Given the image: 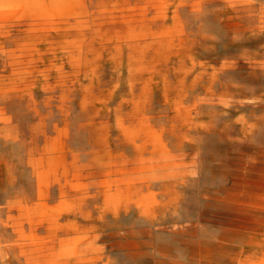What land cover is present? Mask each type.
Instances as JSON below:
<instances>
[{"label":"rangeland","instance_id":"1","mask_svg":"<svg viewBox=\"0 0 264 264\" xmlns=\"http://www.w3.org/2000/svg\"><path fill=\"white\" fill-rule=\"evenodd\" d=\"M0 264H264V0H0Z\"/></svg>","mask_w":264,"mask_h":264}]
</instances>
